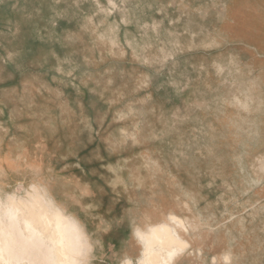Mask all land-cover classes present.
Segmentation results:
<instances>
[{"label":"rangeland","instance_id":"1","mask_svg":"<svg viewBox=\"0 0 264 264\" xmlns=\"http://www.w3.org/2000/svg\"><path fill=\"white\" fill-rule=\"evenodd\" d=\"M0 107L33 152L0 191L10 256L135 261L158 209L192 225L173 264H264V0H0ZM35 184L58 230L9 222Z\"/></svg>","mask_w":264,"mask_h":264},{"label":"crops","instance_id":"2","mask_svg":"<svg viewBox=\"0 0 264 264\" xmlns=\"http://www.w3.org/2000/svg\"><path fill=\"white\" fill-rule=\"evenodd\" d=\"M0 111H1V107H0ZM1 121H2V119H1V114H0V136H1ZM28 134H29V132H27V135ZM14 135L16 136V133L10 132L8 137H6L4 140H0V185L2 186L0 191H3V190H6L7 188H10L11 179H13V177H15L14 176L15 174L17 175L18 173L26 171L27 169H24V167L28 166V159L33 157V152L28 147L30 145L29 142H28L29 140H28L26 142L27 144H26L25 149H23L21 153L18 152V154L21 155V158L22 159L25 158V160H26L25 163L23 164L24 166L23 165H19V166L17 165L18 156L17 155H13V151L12 150L14 148L10 145V143L12 142L10 139H12L14 137ZM42 190H43L42 191L43 192L42 193L43 201H45L46 204L49 207L52 208V210L55 209V207L53 205L55 202L48 195L47 190H46V188L44 186H42ZM57 208H58V211H60L62 213H67V212H65V210L61 209L58 205H57ZM17 209H18V207H17ZM157 210L158 209H155L153 211V213L150 214L149 218L144 216L143 221L141 222V226H138V227H136L134 229V240L136 239L138 241L139 245L141 246V256L139 258H141L143 260L144 264H153L155 260L152 261L153 263H151V260L156 259L157 255L159 254L160 255L159 256L160 262L156 261L157 262L156 264H173V256H175V255L177 256L178 253L182 252L183 248L180 249V248H178V246L176 244L171 242L174 245L170 244L171 246H173V248L170 247V249H169L168 244L172 240V239L170 240V237L169 238L167 237L169 233L165 234L163 236L164 238L167 237L170 240V241L166 240L167 242H169V243L165 242V245H167V246H165L164 243H163L165 248L167 247L168 249L167 248L164 249L163 248L164 246H160V245H162L161 243H158V245L155 244V246L152 245V243H149L150 249H149V247L147 249H149L150 251L148 250L149 253L144 255V252H145V249H146V245L148 244V241H150L151 238H155L156 241L158 240L159 236L158 237L156 236L157 235L156 232L155 233H152V232H154L156 229H160L161 233L164 234V231L166 229L164 230L163 228H167V232L171 233L170 235H172L171 236L172 238L175 237L179 241H181L184 245H188L189 244V240L185 237V235L189 234V230L191 229L192 225H189L188 222H186L183 218H181L180 216L176 215L173 212L166 213L165 216H164V215L161 214L160 211H157ZM20 211L21 210L18 209V210H15V211L11 212L12 215H15V216L17 215L19 218H18V220H12V221L10 220L9 222L19 223L20 222V216H23L22 219H21L22 223L25 224V223L30 222L28 220L27 216H25V214L22 211L21 212ZM62 215L65 218L64 214H61V215L58 214L57 223H59V224L62 223V220H61ZM68 216H69V222L70 223H74L75 225L79 224L77 219L74 218L72 215L68 214ZM170 217H172V219H170ZM173 217L175 219H177V220L174 221L175 219ZM42 218H43V220L41 221L42 224H46V223L49 222L48 218L46 220V223L44 222L45 221L44 219H46L44 213L42 215ZM65 222H67V221L65 220ZM168 229H169V231H168ZM0 231H2L3 233L6 232L5 229H3V228H0ZM167 232H165V233H167ZM83 235L85 237H87L85 232L83 233ZM152 235H154V236H152ZM148 237H150V238H148ZM74 238H76V236ZM147 239H149V240H147ZM7 246H8V243L5 246V255L9 256L12 259V261L14 262V264H22V263L29 264V262L27 260H24L22 258L20 253L16 254V256H10L6 252ZM153 246L156 247V248H152ZM160 247H162V248H160ZM168 250H170V251H168ZM156 252H158V254L155 257L154 256L155 254L153 255V253H156ZM159 252H161L163 256ZM151 254L153 255V256H151V258L152 257H155V258L151 259L148 262L147 260L150 259L149 256Z\"/></svg>","mask_w":264,"mask_h":264},{"label":"bare ground","instance_id":"3","mask_svg":"<svg viewBox=\"0 0 264 264\" xmlns=\"http://www.w3.org/2000/svg\"><path fill=\"white\" fill-rule=\"evenodd\" d=\"M30 190L32 191V194H31V196H30V201L32 200V201H34V203H27L26 201H23V200H21V202L23 201V203L25 204H22V205H24V207H23V209L21 208V206L20 207H18L24 214H25V216H27V218H28V215L30 216L29 218H31V219H28L31 223H34V225L36 226V224L37 225H39L40 223V226H42L43 228H44V226H43V224H42V220H43V218H42V215H43V213H44V215H45V217H46V219H44L45 221V223H46V220H47V218H48V223H46L45 224V228L47 229V230H51V228H52V230H58V228H56V226L54 225L55 224V219H54V216H55V213L53 212V210H52V208L51 207H49L47 204L45 205V207L47 208L46 210L44 209H42V207L44 206L42 203L44 202V203H46L45 201H43V197H42V186L40 185H37V184H35V185H33V186H31L30 187ZM20 202V203H21ZM28 205V206H27ZM43 211V212H42ZM174 218V217H173ZM170 219H172V217H170ZM175 219V218H174ZM177 219H175L174 221H176ZM28 222V221H27ZM178 222V221H177ZM181 222V221H180ZM179 222V223H180ZM47 224L48 225H50V227L48 226L47 227ZM181 224V223H180ZM39 226V227H40ZM34 228H36L37 229V227H34ZM44 228V229H45ZM39 229V228H38ZM165 231H164V234H162L161 233V231H160V229H156L154 232H152V233H155L156 232V236L158 237V240L156 241L155 240V238H151L150 239V241H148V244L146 245V249H145V252H144V255H146L147 253H149L148 252V250L150 249V247H149V243H152V245H154L155 246V244H157L158 245V243H161L162 245H160V246H164L165 245V242L166 243H169V242H167L166 240H168V241H170L171 239V241H170V243L168 244V247H169V249H170V247H172L173 248V246H171L170 244H172V243H174V244H176L177 246H178V248H183V249H185V247H184V244L181 242V241H179L177 238H175V237H171L172 235H170L171 233L170 232H167V228H163ZM154 230V229H153ZM168 231H169V229H168ZM44 232H45V230H44ZM47 232H49V231H47ZM165 232H167V233H165ZM46 233V232H45ZM169 233V234H168ZM53 234V232L51 233V235ZM165 234H168V238L170 237V240L167 238H164L163 236L165 235ZM50 234H49V236H51ZM54 236V235H53ZM53 236H51V237H53ZM152 236H154V235H152ZM55 237V236H54ZM7 238V236H4V234H3V232L2 231H0V264H14V262L12 261V259L9 257V256H7V255H5V246L7 245V242H6V239ZM62 237L61 236H59V239H61ZM148 238H150V237H148ZM147 240H149V239H147ZM172 242V243H171ZM163 243H164V245H163ZM174 244H172V245H174ZM156 245V246H157ZM152 247V248H156V247ZM165 246H167V245H165ZM165 246L163 247L164 249H166L165 248ZM149 247V249H147ZM158 247V246H157ZM188 247V246H187ZM57 250H60V247L59 246H57ZM160 248H162V247H160ZM159 249V248H158ZM168 249V248H167ZM182 249V250H183ZM150 251V250H149ZM168 251H170V250H168ZM59 253H60V251H58ZM159 253H161V252H159ZM155 254V255H154ZM158 254V252H156V253H153V255L156 257V255ZM152 254L149 256V258L150 259H148L147 261L149 262L151 259H153V258H155V257H152L151 258V256H153ZM161 255H162V253H161ZM159 254L157 255V260L156 259H153V260H151V263H153L152 261H154V263L153 264H156L157 262H160V258H159ZM163 256V255H162ZM159 258V259H158ZM167 260V259H166ZM165 260V261H166ZM157 261V262H156ZM167 262V261H166ZM22 264H25V263H22Z\"/></svg>","mask_w":264,"mask_h":264},{"label":"clouds","instance_id":"4","mask_svg":"<svg viewBox=\"0 0 264 264\" xmlns=\"http://www.w3.org/2000/svg\"><path fill=\"white\" fill-rule=\"evenodd\" d=\"M78 255V252L73 251L70 255L65 256L64 264H88V261L75 259ZM122 264H144V262L141 258H137L135 261L131 258H127L122 262Z\"/></svg>","mask_w":264,"mask_h":264}]
</instances>
